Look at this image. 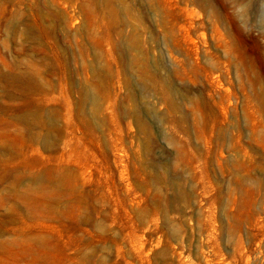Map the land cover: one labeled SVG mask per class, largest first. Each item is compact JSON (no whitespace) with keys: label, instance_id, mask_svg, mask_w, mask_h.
<instances>
[{"label":"rangeland","instance_id":"1","mask_svg":"<svg viewBox=\"0 0 264 264\" xmlns=\"http://www.w3.org/2000/svg\"><path fill=\"white\" fill-rule=\"evenodd\" d=\"M0 264H264V0H0Z\"/></svg>","mask_w":264,"mask_h":264}]
</instances>
